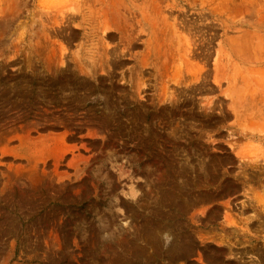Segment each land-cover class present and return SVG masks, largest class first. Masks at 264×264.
<instances>
[{"label": "rangeland", "instance_id": "rangeland-1", "mask_svg": "<svg viewBox=\"0 0 264 264\" xmlns=\"http://www.w3.org/2000/svg\"><path fill=\"white\" fill-rule=\"evenodd\" d=\"M262 22L0 0V264H264Z\"/></svg>", "mask_w": 264, "mask_h": 264}, {"label": "bare ground", "instance_id": "bare-ground-1", "mask_svg": "<svg viewBox=\"0 0 264 264\" xmlns=\"http://www.w3.org/2000/svg\"><path fill=\"white\" fill-rule=\"evenodd\" d=\"M255 30V29H254ZM258 30L259 32L263 33L264 32V22H262L261 25H258ZM264 59V58H263ZM263 61V60H262ZM262 99L264 100V95L262 96Z\"/></svg>", "mask_w": 264, "mask_h": 264}]
</instances>
